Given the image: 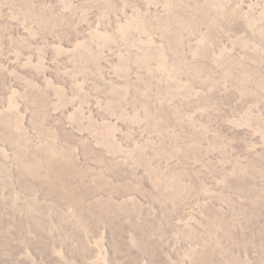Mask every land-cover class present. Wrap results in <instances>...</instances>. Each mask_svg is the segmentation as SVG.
I'll use <instances>...</instances> for the list:
<instances>
[{
	"label": "rangeland",
	"instance_id": "obj_1",
	"mask_svg": "<svg viewBox=\"0 0 264 264\" xmlns=\"http://www.w3.org/2000/svg\"><path fill=\"white\" fill-rule=\"evenodd\" d=\"M0 264H264V0H0Z\"/></svg>",
	"mask_w": 264,
	"mask_h": 264
}]
</instances>
